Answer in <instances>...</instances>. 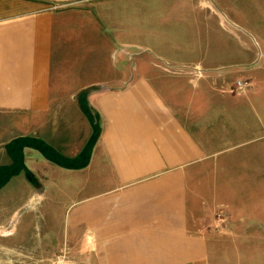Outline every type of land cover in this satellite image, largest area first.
I'll list each match as a JSON object with an SVG mask.
<instances>
[{"label": "crops", "instance_id": "crops-1", "mask_svg": "<svg viewBox=\"0 0 264 264\" xmlns=\"http://www.w3.org/2000/svg\"><path fill=\"white\" fill-rule=\"evenodd\" d=\"M61 255L264 264V0H0V264Z\"/></svg>", "mask_w": 264, "mask_h": 264}, {"label": "rangeland", "instance_id": "rangeland-1", "mask_svg": "<svg viewBox=\"0 0 264 264\" xmlns=\"http://www.w3.org/2000/svg\"><path fill=\"white\" fill-rule=\"evenodd\" d=\"M255 47H256V49H257V45H255ZM261 47V49H262V45L260 46ZM180 85H182V80H173L172 78L171 79H169V86H173V87H177V86H180ZM242 86V85H241ZM224 90H227V91H229V89L228 88H224ZM246 90V85L245 86H242V89H239L238 87L237 88H235V87H231L230 88V92L232 93V94H237V93H242V92H244ZM14 117L15 118H20V117H22V115H20V114H18V115H14ZM17 132V130H16V128H15V133Z\"/></svg>", "mask_w": 264, "mask_h": 264}, {"label": "built area", "instance_id": "built-area-1", "mask_svg": "<svg viewBox=\"0 0 264 264\" xmlns=\"http://www.w3.org/2000/svg\"><path fill=\"white\" fill-rule=\"evenodd\" d=\"M238 88L242 89V86L240 83H238ZM51 264H70V261L65 258L64 255L58 256L54 261H52Z\"/></svg>", "mask_w": 264, "mask_h": 264}]
</instances>
